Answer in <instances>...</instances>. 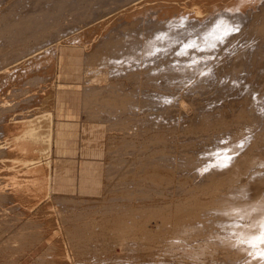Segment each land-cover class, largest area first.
Instances as JSON below:
<instances>
[{
	"label": "bare ground",
	"instance_id": "obj_1",
	"mask_svg": "<svg viewBox=\"0 0 264 264\" xmlns=\"http://www.w3.org/2000/svg\"><path fill=\"white\" fill-rule=\"evenodd\" d=\"M21 1H23V0H21ZM112 1L113 0H33V2L31 1V3H30L31 5L29 4L28 7H25L24 10H21L22 12H20V9H22L24 7H21V8L19 7L18 2H20V0L18 2H16L17 3V8L15 7L16 9L15 8L13 9V7L7 6L8 4L10 5V3L6 4L4 7H3V5H1L2 7H0V8L1 9L3 8V10H1L2 14L0 13V62L1 61L6 62L5 67L9 66V68L11 65H14V66H15V64L18 65V63H21L22 61L24 63L25 60L24 59L19 60L17 58V56L19 57V55H23L27 51L29 52L30 51L29 49L32 48V46L29 48L28 46L24 45L26 39L30 40V39H28L29 36L31 38H33V37H35L36 34L40 35V33L37 31L41 27L45 26L48 23H53L51 25H56V24H54V21H56V19L59 18L65 12L66 13L67 12H70V13L82 12V14L81 13L78 14V15H82L79 18L81 21V17L84 18V16H83L84 11L89 10V9L92 10L93 8L96 9L98 7L99 8L104 7L101 10L98 8L100 11H102L103 9H105L106 6H108V5L110 6L109 3H111ZM115 1L116 2L120 1L122 4L123 0H115ZM145 1H149V0H144V2ZM160 1L161 0H150L149 2H147V4H143V6L145 5V7L141 8V9L146 10L145 8L147 7L148 10H147V12L144 11V12L138 14L142 10L140 9L141 10L140 11L137 8V6H136V8L139 11L138 10L136 11L135 8H132L133 5H131V7H130L129 5L131 3L128 0V2L130 4L127 6L134 9L136 11L135 14H138L137 16H134L133 14L135 11L133 10L134 12L132 15H133V17L137 18L136 20L133 19V17L131 18L132 20H135L134 23H131V24L124 23L125 18L124 19H122V18L127 17L126 14L130 15L132 10L129 7H126V9L129 8L128 11L131 10L129 12L130 13L129 14L127 12V10L122 8V6H124V4H123V5H121V8L123 9V12L126 11L127 13L125 12L126 14L125 13L123 14L121 12L122 18H120V20L121 19L123 20L124 25H121L119 29H118V27H115L116 29H114L111 26L108 28V30H105L104 28L111 23V22L110 23L106 22L108 24L105 23L106 25H104V24H103L104 26L102 25L104 28H102L103 33L100 34L101 38H100V36L99 37L94 36L95 38L94 37L91 38V36H88V35L86 36L85 39L89 41L88 42L89 45H88V47L86 46V50H85V58H84L85 59V63H84L85 75H86V77H88L90 75V84H92V86L90 85L89 86L90 88L87 87L89 84L88 83L89 79L86 78L88 82L85 79L86 87H84V94L86 97H89V98H87L84 101L85 102L84 107L89 105L91 114L93 111V110H91L92 107H96V109L98 108L99 111L101 109H103V107H107L108 110L110 107H112L115 110L114 112L116 114L120 110L123 112L130 111L131 107H132V110H134V111H135V109L136 110L137 109L143 110V107H149L147 110H149L151 108V110H149V111H152V108L157 104L156 100H159V99L161 100L164 98L158 96V95H160L159 91L157 92V94H152V92L144 93L143 90H146V89L141 88V87H143V86H141V84L144 83L143 81L152 83L153 80H157L158 78L160 79V77H161L162 81L161 80L160 81L162 83L164 80L163 85L161 83L162 91L165 88H166L165 91H169L171 89V88H169V86L173 81H174V84H176L178 86L181 84L180 87L182 85L185 87L184 83L187 80H188L187 81L188 83L192 82L190 80H193L192 77L195 74V70H197V72H196L197 74H201L200 76H202V72L204 71V69L202 68L203 60H205L207 58V60H205L206 62L204 61V65H203V67H204L205 63L208 64V61L210 60L209 55L211 54V52L214 54L215 49L217 51L221 44H225V45H226V43L232 44L236 41V39L241 38V40H243V42L245 41V43H246L245 46H243V47L241 46L242 48H240L237 44V46L235 45V47L233 49L231 48L230 49L231 53L236 52V54L234 56L232 54H230V56L232 55V57H230L229 55L226 56L223 54L225 57L222 58V56H221L220 62L218 61V63L219 64L221 63V65L218 66L217 65L218 63L217 64L215 63V66L217 65L218 68H217V66H216V68H214V64L209 66V64H211V63H209L208 64L209 67L207 68L208 73L205 76L203 74V76L200 78L197 77L196 78L197 80L192 82L193 84H191L190 86L188 84L189 87H186V88H188V90L186 89L187 90L186 96L185 97L181 96L182 100H183V98L187 100V104H189V105H190V103L195 104V108L193 105L194 109L191 108V105H190V108L193 109V111L195 109L202 110L204 108V106L201 105V100H199V96L201 97V96L205 95L206 97L200 98L203 100L204 98L208 99L207 95L208 96L211 95L213 99H216L218 101V103L220 101L221 106L218 105V107L216 106L217 103L215 105L216 100H214V103L211 101L216 107L215 108L213 107V110H212V107H210L211 114H209L210 112L208 111L209 112L208 113V120H210L209 121L210 123L207 122V125L204 124V122L207 120L206 116H205L206 120L204 122L202 121L204 115H207L206 114L207 112L204 111L203 112L204 115L201 116L202 112L199 110L200 111L199 113L201 116V119H200L199 113L196 110L195 111L197 113H195V115L191 114V113L186 114L184 111L179 109V107L175 108L174 104H172L173 106L172 107L170 106V108H168L166 110H161L162 112H161V114H159V118L163 117V118H161L160 121H162L164 125L166 124L167 119L169 120V118H171L170 120H172V117H170V116H173L174 114L172 115V113H174V111H176L177 109H179V113H181V111H182V114L185 115V117H183L184 115H182L180 117L179 116L180 114H179L178 116L180 118L177 116L179 118V120H181V118L183 117L185 119V122L186 121L190 122L193 127L195 125H197L196 123L200 119V123H198V125L201 127V130L198 131V133L196 131V134H197L196 136H197V138L199 137V140L198 139L196 141L192 140L193 143L194 142L197 143V141H200V144H201V140L203 138H204V142H205L206 135L209 133H207L206 131L205 132L202 131L203 128L206 129L207 131L210 128H212V129H217V128L220 129L219 127L225 128L223 131L221 128L220 131L222 133H224V131L227 132V134L229 135V137H227L228 142H229V139L230 140H231V138H233V139L231 140V142L229 144L225 145L227 143V141H226V143L221 146V145L216 143V141L218 140L219 137L217 138L215 136V134L210 135V137H209V135H207L209 139H206V140L211 139V141H214V143L212 142L213 147L212 148L210 147L212 145V143L209 142L210 145L208 147H210L211 149H209V150L207 149L208 151H206L204 148V150L206 152H208L209 154H207L205 156L204 155L205 153H204V154H202V156H200L199 159H201L200 160L201 164H203V163L204 164L208 163V164L205 165V167L203 166V168H201L202 166H200V169H198V171H195L194 174H193L194 170L192 171V168L194 169L196 164L194 163V165L190 166L191 163L193 164L194 158L192 157V160H191L189 157V159H190L189 160L186 157V155L183 154L185 157V159H184L185 161H184L183 159H181L182 155L181 156L179 155L180 159L186 163V166L187 165L189 166L188 169H191V172H192V174L191 173H189V175L186 174L189 176V178L191 177V179H190L191 183L193 182L191 184V186L195 185V188L194 187L192 189L190 188V192H192L191 190H193V189H195L196 192L199 191V189H200V192H202V196L200 197V199L198 198L197 200H195V197L192 198V196H194V194L192 195V193H191L190 194V195H192L191 197L189 195H186L185 197H181L179 199V201L176 200L177 203H175V204H174V201L173 202L170 201L171 203H169V204L166 203L165 206L155 205L156 207L155 206L151 207L153 209H151L149 207L150 208L149 210H151V211H149L150 215L148 217H146L144 215V214H147L148 210L144 208V203L142 201L144 209L142 210V208H141L140 210H138L139 213L141 212L140 213L141 215L139 214V216H137L136 214L132 213L133 211L131 212V216L136 215L134 217L137 218V221H135L130 216H128V217L125 216V214L126 215L128 214L125 211H124V213H125L124 215L119 214V216L117 215V216L112 217V215L114 214V213L112 214V211H114L118 207V205H116L118 203H111L113 201L112 199H113L114 195L110 194L111 195V197L109 196L110 198L106 195L109 198L108 201L112 200L109 203L114 204L115 208H113L114 207L113 206L112 207L113 210L111 211L112 205L109 206V203H107L108 206H106L107 205L106 204L105 205L106 207L102 208V210L104 212L105 211L104 209L109 207L108 209L111 212L110 211H108V212H109V214H111L110 215L111 217H108L105 219H103V217H100V220L103 219L102 222L100 224H98L100 227V230L97 227L98 225L96 226V229L98 228L99 233L98 232L95 233L92 231V230H96L95 228L94 229L92 228L90 231V229H89L90 227L88 228L87 232H82V230L84 231V228H85V227L83 228L82 226H81V228H83V229L81 231H78L77 229H74V228H78L77 225H76L77 227L76 226L75 227L73 226L74 228L72 227L73 231H74L73 233H75V232L79 233L77 236L83 235L84 237L86 235H89V239H93V244H94V242L98 243L101 241L99 239V236L100 235L103 236L105 231L110 233L111 238L113 237L112 235L116 236L117 238L120 237L123 240V246L126 243L125 241H128L130 239L134 240V241H136V239L139 240V241H136V242H140V245H139L140 249L137 246V251H139L138 252L139 255H137V251L135 250L137 256L135 254L134 255L136 256V258L133 256H132L133 259L129 258V257H131L130 252L134 253L135 251L133 250V248H130V249L128 248L129 250L127 253V250L125 247V250H126L125 252L127 254L130 253L129 257L125 258V260H126L125 262L123 259H122L123 262L119 261L121 259L119 257L120 255L117 256L116 254H114L115 252H113V251H112V254L110 255V253L108 252L109 251L108 248L105 247V249H107L105 251V253L108 252L109 256H107V254H106V258L105 257H103V258H105V260H107V261H102L103 259L100 260V259H97V257H94V259L96 258V260H98V262L96 261L95 264H130L131 260L133 262H135L136 264H146L147 261H145V260L147 258L152 259L154 264H264V0H175L177 3H172V5H170V8H168V5H167V8H165V4L163 3V1H161L162 3ZM138 2L136 4L140 5L141 2H139V3ZM3 3H4V1H3ZM13 3L16 4L15 1ZM24 3H25V1H23V3L21 2L20 6H23ZM27 3H29V2H27ZM27 3L25 5H28ZM123 3H124V1H123ZM11 5H13V4H11ZM114 5H115V3H114ZM119 6H120V4H119ZM143 6L141 5L140 7H143ZM121 8H119V9H121ZM15 10H16V12H15ZM106 10H103V11H106ZM115 10H117V9H115ZM92 11H90V12H92ZM90 12L86 11L87 15H89V17L87 16L89 19H90V14H88V13H90ZM95 12L98 13L97 11H95ZM86 13H85V15H86ZM41 15H42V18H41ZM118 15H120V14H118ZM118 15H117V18H118ZM123 15H125V16H123ZM174 15H176L177 17H181L182 19H180V18L177 20H175L176 18L172 19V17H175ZM46 16H48V17H46ZM97 16H98V14H97ZM87 17L85 19H88ZM155 17L158 18L157 20H159L160 17H162V18L166 17V19H169V20L172 19L173 21L171 20L172 22L170 21L171 23L168 24L164 18L165 23L168 24V26H167L163 21V24L166 25V27L164 28L163 24H161L162 26H160L162 19L159 20L158 22H153L152 19H154ZM69 18H71V17H69ZM83 18H82V20H85ZM97 18H100V15ZM109 18L111 20V18H113V17L111 16ZM114 18H115V15H114ZM117 18H116V20H117ZM128 18H129V16H128ZM203 18L207 19V20L209 19V22L206 23L205 25H200L203 23V22H200ZM89 19H88V21H89ZM103 19H104V17H103ZM95 20H97V19L95 18ZM104 20L107 21V18ZM104 20H102V22ZM116 20H112V22L113 21L116 22ZM127 20L129 22H133V21H130V19H126V22H127ZM72 21H73V18H72ZM74 21L76 22V20H74ZM98 21H99V19H98ZM151 22H153V23H151ZM98 23H101V21ZM151 24L152 25L156 24L157 27L159 26L157 28L156 25H153L156 28V30L159 29V30H157L158 32L153 33L154 27ZM60 26H62V25H60ZM196 26H199L201 28L199 29L197 27L198 29L196 28L197 29L196 30L195 29ZM96 27H97L98 33H99L101 31V30L99 31V29H101L100 24L96 25ZM43 28H45V27H43ZM73 28L77 29V27L75 25ZM73 28H70V30L71 29L73 30ZM89 28L90 27H87V31ZM111 28H112V30L114 29V31H112V30L110 31L109 29H111ZM160 28L161 29L164 28L167 31L164 29L162 31ZM56 29H59V28H56ZM66 29L68 30V28H66ZM82 29L83 30H81L80 27H78V30H81L80 31L81 33H82V31H85L83 27H82ZM85 29H86V27H85ZM103 29H104V31H103ZM106 29H107V27H106ZM92 30H94V28ZM150 30H152L151 31L152 33L150 32ZM169 30H171V32H169L170 34L167 33ZM192 31H194L193 34H192ZM51 32H53V31H51ZM57 32L59 33V31H57ZM93 32H95L97 34L96 28H95V31H93ZM43 33H44V31H43ZM53 33H52V37H53ZM77 33L79 34V32H77ZM87 33H90V32H86V34ZM182 33H184V39H185V34H189L186 41H184V43L182 41V40H184ZM164 34H165V36H164ZM179 34H180V39H182L180 41L182 42V45L184 47L183 50H185V49L189 50V48L193 47L194 45H196L199 49L200 44L202 47V48L200 47L201 48L200 50H202L203 46H204L203 42H204V40L206 41V46H204V50L207 51L208 53H206L203 50L204 52L201 51L202 53L199 54L195 50L196 47L195 48L193 47L194 51H191L192 50L191 49L190 52L188 51L187 53L183 52L182 49H180V51H179V52H181V50H182V54L183 53L187 54L188 58H189V54L192 57V55L194 53V55H193L194 58H195L196 53L199 54V57H198L199 63L202 62L201 63L202 64L201 65V68H202L201 73H198V71H200L199 70L200 64H198V67H196L197 65L195 66V64H193L194 63L193 62L192 65H194L195 67H193V69H192V68H190L189 64H186L187 59L185 58V55L182 56V54L177 53V51L179 50V46H178L177 42H176V46L178 48L177 47L176 48L178 50H176V48L174 47L176 51L173 49H172V51L174 54L177 53L176 55L179 59H183L182 61H178V64L172 65V61H171V65H170L169 64L170 61H169L167 63L169 65H166V62H165L166 66L164 65L165 67H163V64L160 65V62H162L163 60L160 61L159 60L160 58H158L159 64H156L155 69L157 70V65H160L163 68L161 67L162 68L161 72L157 73V74H156L154 69L152 70L155 72L156 77L153 74H149L152 72H150L151 70L148 68L147 69L150 71H149V73H147L148 70L146 69L147 74H145L142 70L141 71L143 73L142 72H138L135 74L133 73L134 75L131 73L132 70H130V69H132V67H133V71H135L136 67L137 68L140 66L144 67L145 63L147 65L148 62L150 63L149 66H151V65L153 66V63H154L153 60L155 58V55H157V52H158V54H160L161 58H163L164 57L163 55H165V59L167 60V56H169L170 53L172 52V51H170V48H173L172 45H170V46H168V45L175 42V39L177 40V37L179 36ZM45 35L46 34H44L43 36H45ZM68 35L66 37L70 38V36H68ZM72 35L75 36V34H72ZM82 35H83V33H82ZM89 35H93L92 31H91V34H89ZM48 36L49 35H47V37ZM52 37H51V39H52ZM63 37H65V35ZM71 37H73V36H71ZM164 37L167 38V40H170L171 43L167 44V41H166V44L164 45V43H163V45H164L163 46L161 41H162V39H164ZM42 38L43 37H41V39ZM44 38L47 39L46 37H44ZM44 38L42 39L43 44H44ZM60 38H61V36H60ZM156 38L160 39V40L158 41ZM199 38H201V39L203 38L202 43H201V39L199 41ZM39 39H40V37H37V39H33V40L38 41ZM41 39L37 42L38 44H42V42L40 43ZM66 39L63 38L64 43H65ZM52 40H54V38ZM61 40H62V38H61ZM61 40H59V41H61ZM63 40L61 41L62 43H63ZM72 41H73V39H71V43H73V44L75 43L74 41L78 42L77 39H75V37H74V41L73 42ZM47 42H49L48 46L46 44L45 45L46 47H44V48L48 47L47 49H44V50L42 49L44 45L42 46V48L39 47L40 48L39 55H40V57L43 56V57H41L42 63L40 61L37 62V60H36V58L38 57L37 56L38 52H37V53H33L34 57L36 56V58H35L36 61L34 60L33 62H29L30 60H28L26 65H24V64L20 65L19 64L20 65V66H18L19 68L18 67H17L18 69L15 68V69H17V71L12 67L13 68L12 71L15 70L16 72L14 71V73H12L11 69L9 70V68H8V70L11 71L10 73H8L7 70L4 72L5 74H3V72L0 71L2 73V75L0 76L1 88H2V86L5 88L7 86V85L4 86L6 83L8 84V86H11V84H13V85L17 84L18 87L20 84L21 88H22L24 84H26L28 86V85H30V83L38 82L39 80L41 81L42 77H43L44 81L48 79L47 75L49 74V76H50V73L52 72V70H54V68L57 67L58 62H57V57H56L57 55L55 56V54L57 53L56 52L57 47H54L57 43L53 42L55 44V45L53 44L54 49H51V48H49L51 46V45L49 46V44H52L50 39H47ZM56 42H58V41H56ZM129 42H130V46H129L130 49H127L128 50L127 53H130L129 54L130 56L128 54H126L129 56V58H128V57H126V55H124L125 52L121 53V51H119V49L121 50L122 48H124L126 46V44H128ZM159 42L162 46L159 44ZM181 42H180V45H181ZM17 43H20V45H22L23 48L14 52L13 48H14V46L17 45ZM32 43H34V45H36L35 44L36 42H32ZM68 43H69V41H68ZM68 43H67V45H68ZM173 44H175V43H173ZM202 44H203V46H202ZM165 46H166V50L168 52H170L168 55H167L166 50H165L166 54H165V52H163V50L165 49ZM228 46H229V44H228ZM134 47L136 48L137 51H140L138 53V55L135 53H133V55H131V53H132L131 51L133 50ZM137 47H138V49H137ZM160 47L161 48L164 47V49L162 48L163 50L161 51V53H159L160 52L159 49H161ZM167 47H170V48H167ZM221 47H222V45H221ZM39 48H37V49H39ZM116 49H118V51L122 55L119 57L120 54L118 53V57L120 59V62L123 61V63H124V64L120 63V64H122L121 66L124 65L123 66L124 69H122L123 67L122 68L120 67L121 69H119L116 66L113 67V64H112L113 69L117 68L116 71L114 70L115 71V75H114V72L111 70L112 67H110V58H111L112 54H114ZM227 49H228V47H227ZM31 50L35 51V50H33V48ZM209 50H211V51H209ZM36 51H38V50H36ZM41 51H45L46 53H43ZM213 54H211V55H213ZM15 56L21 62H19L17 60L18 63L17 62L14 63L15 58H14V62H13V60H10L11 58H13ZM181 56H182V58H181ZM40 57L38 58L39 60H40ZM118 57H117V62H118L117 65L120 66ZM132 57H133V59H132ZM157 57H159V55H157ZM20 58H21V56H20ZM28 58L31 59L30 56ZM121 58H122V60H121ZM124 58H126V59L128 58L129 63L131 62V64H132V65L130 64L131 66L129 65L128 70L125 69V67L128 64V62H127L128 59H127V61H125ZM130 58L132 59L133 63H132ZM198 58L196 57L197 60H198ZM211 58H212V56H211ZM43 59H44V61H42ZM84 59H83V62H84ZM171 59H172V56H171ZM174 59H175L174 60L175 62L174 61L173 62L176 63V60H177L176 57ZM191 59H193V57ZM9 60H10V62L12 61L11 65H10ZM200 60H202V61H200ZM4 62H2V63H4ZM7 62H9L8 66H7ZM195 62H196V60H195ZM213 63H214V61H213ZM1 65L3 66V64H0V67H1ZM149 66H147V67H149ZM211 66H213V68H210ZM137 68H136V72H137ZM144 68H146V67H144ZM161 68H159V69H161ZM197 68H199V69H197ZM1 69L4 71V68H1ZM48 69L51 70L50 73H49ZM47 70H48V74H47V72H45ZM123 70H125V71L127 70V72L130 70L131 71L130 72V78H131L130 80L133 83L138 84V86L135 87V89L133 91L132 90H126V89H122L123 91L122 90L120 91V89L116 88L118 83H116L117 85L115 84L116 86H114L113 82L112 83L110 82L107 84L108 76L110 75V77H111V74H112V77H113V75H114V77L116 75L118 77H124ZM157 71L159 72V70H157ZM44 72L46 73V79H44V75H45ZM43 73H44V75H43ZM237 73L243 74V75L240 76ZM51 75H52V73H51ZM144 75H145V77H143ZM13 76H15L16 79ZM13 78H14V82H11ZM49 78H51V77H49ZM124 78H127V77H124ZM51 80H53V78ZM93 80L95 82L94 84L92 82ZM222 80H224V81L222 82ZM98 81H99V83H98ZM160 81L159 82L156 81V82L159 84ZM187 82L185 84H187ZM221 82H222V84H221ZM42 83H44V82H42ZM95 84H98V85L100 84V85L97 86ZM174 84L172 86V89H174V90H175V88L178 89V87L175 86ZM13 85H12V87H13ZM119 85H120V83H119ZM163 86L164 87L166 86V87L164 88ZM37 87H38V85H37ZM1 88H0V90H2ZM168 88H169V90H167ZM12 89H14V87ZM40 90H42V89H40ZM43 90L41 92H43ZM7 91H9V90H7ZM153 91L156 92L157 90H153ZM165 91H163V93L168 95V92L166 93ZM185 93H186V91H185ZM4 94H6V93H4ZM37 94H39V93H37ZM165 94H164V96H165ZM253 95H254V98H252ZM19 96H21V95H19ZM179 96H180V94H179ZM179 96H178V98H181ZM211 96H209V97H211ZM41 97H43V96H41ZM30 98H32V97H30ZM26 99L28 102V98H26ZM170 99H172V97ZM21 100H22L21 104H17V103L16 104L20 105V106H22V105L25 106L26 101L24 102V99H22V98H21ZM34 100L35 99H32V101L31 100H29V101H31L34 105L35 104ZM166 100L167 99H165L164 102L162 100L163 106H164L165 102L167 103ZM175 101H176V99H175ZM208 101L210 103V98ZM0 102H1V98H0ZM31 102H29L30 105L32 104ZM170 102L171 101L169 100V103ZM179 102H180V100H179ZM41 103H43V102L42 101L40 102V100H39L40 105H38V101L36 104H37V106L41 107ZM187 104H186V106H187ZM202 104H203V101H202ZM204 104L206 105V100H205ZM27 105H29V104H27ZM177 105H178V103H177ZM177 105H176V107H177ZM196 105H197V107H196ZM29 106H27V107H29ZM211 106H213V105L211 104ZM30 107H32V106H30ZM167 107H168V104H167ZM174 108L176 110H174ZM206 108H207V106H206ZM247 108H249V110ZM1 109L3 110V108H1ZM4 109H5V106H4ZM28 109H30V108H28ZM154 109L156 110V107ZM157 109H159V108H157ZM188 109H189V107H188ZM37 112L39 113L41 111L38 110V111H36V114H34V113L33 114L31 113L28 115L25 114L22 117H20L21 123H18L20 126H18L17 129L20 130V127L24 128V126L28 123L27 128L28 129H30V128L35 129L34 133L36 135H38L40 137V139L45 138L47 145H48L47 150H50L52 136H53V129L51 128L52 125L50 126L52 119H50V116H49L50 114L48 112L46 115H44L43 112H42L43 115L42 114L38 115ZM96 112H97V110H96ZM190 112H191V110H190ZM12 113L14 115H16L19 112H17V113L12 112ZM23 113H24V111H23ZM2 114H0V119H2V121H3L4 117H1ZM7 114L10 115V112ZM216 114L218 116H214ZM112 115H113V113H112ZM51 116H53L52 113H51ZM151 117H152V114H151ZM175 118H176V116H175ZM175 118L173 121H174V123L176 122V124H177V121H175ZM178 118H177V120H178ZM183 118H182V120H184ZM144 119L145 118L140 119L139 122H137V123L141 127L145 128L147 125L150 124V121H149V123L147 121V123H148L147 124ZM147 119H148V117H147ZM151 119L152 120L154 119V121H155L156 117L151 118ZM163 119H166V121L164 120L165 121L164 122ZM5 120H6V116H5ZM6 121H3V122H6ZM10 121H12V119H10ZM10 121H7V123ZM154 121H153V123H154ZM158 122L159 121L157 120V123ZM169 122H171V124L174 126L172 121H169ZM169 122L167 123V126L168 125L170 126ZM133 123L135 124L134 121L129 119V120H126L125 123L122 122L121 123L122 125L120 123L119 124L121 125L122 129H124V128L129 127V125L131 126V124L133 125ZM153 123L151 122V125ZM157 123H156V126H157ZM181 124L182 123H180V125ZM153 125H155V123ZM180 125L178 124V126H180ZM7 126H1V128H3V131H1L2 133L0 132L1 138H2L1 134L5 138V137H8V132L11 131L12 128H13V130L16 129L15 128L16 126L12 127V128H9ZM189 127H190V124H189ZM151 128H152V126H151ZM194 128L195 129L191 130L190 132L198 129L196 126ZM187 129H188V127H187ZM190 129H192V127L189 128L188 130H190ZM145 130H147V129L145 128L143 132H145ZM173 130H175V129L173 128ZM245 130H247L249 132L248 133L244 132ZM16 131H18V130H16ZM22 131H23V134H22ZM22 131L21 132L18 131V134H16L15 132L14 133L10 132L13 135V137H16L17 140H20V144H21L22 148L18 147L19 146L18 143L13 144L8 148L16 147L18 149H23V148H25V146L28 145L27 139L30 138L31 135L30 134H28L27 136L25 135L27 132L25 128H24V130L22 129ZM126 132L127 131L125 130V133ZM214 132H215V130H214ZM218 132H219V130H218ZM136 133H138V132H136ZM193 133H195V132H193ZM237 133H239L238 136H240V135L241 136L238 138H234V135ZM246 133H247V135H246ZM122 134H123V131H122ZM126 134H128V133H126ZM210 134H211V132H210ZM219 134L221 136V133H219ZM224 135H225V133H224ZM193 138H196V137L194 136ZM221 138L222 137H220V140H221ZM24 140H26V141H24ZM161 141H159V143H161ZM190 141H188V142H190ZM221 141H224V140H221ZM168 142H170V141H168ZM217 142H219V140ZM155 143L157 145H159V143H157V141ZM162 143H163V141H162ZM185 143L191 144L192 142H190V143L185 142ZM188 146H187V148H189ZM123 148H125V147L123 146ZM197 150L199 151L200 149L197 148L196 151ZM187 151H189V150L187 149ZM22 152H25V151L22 150ZM143 152H145V151H143ZM166 152H168V151L166 150ZM201 152L203 153V150ZM189 153H186V154H189ZM199 153L197 154V152H196V155L191 154V156L194 155V157L196 158V156H199ZM177 154H179V153H177ZM153 155L156 156L155 154H153ZM200 155H201V153H200ZM168 157H169V154L168 155L167 154H161L160 156H156V157L151 156V157H147L146 159L144 157L143 160H142V158H140L139 161H141V162L139 163L138 167L140 168L142 173H144V171H147V172H145L148 174L146 177L148 179H150V181H154L155 183H165V181H166V183H167V181H169V183L171 182V184H169V183L167 184V188H169V190L166 188L169 192L171 185H173L172 175L174 173H172V172L174 170V167L177 168V166L171 167V165L173 164L172 163L173 160L171 159L172 162L168 161ZM172 158H173V156H172ZM174 158H176V157H174ZM177 159H179V158H177ZM195 161H197V165H198L199 164L198 160H195ZM127 163H129V161ZM180 163L181 162H179V166H181ZM182 165H184V163H182ZM31 166H32L31 171H34V172H38L40 170V168L42 167L40 165V163H34ZM190 167H192V168H190ZM181 168H182V166H181ZM181 168H180V171H182ZM223 168H224V170H223ZM186 169H187V167H186ZM195 169H196V167H195ZM183 170H185V168H183ZM250 170H251L250 179L248 178V180H247L244 178L245 181L242 180V181H240V184H238V180H239L238 178H240V175L242 176L245 172L244 176H242V177H245L247 174L246 172L250 171ZM186 171H183V173L184 172L186 173ZM111 172H112V170H111ZM178 172H179V167H178ZM136 173H137V171H136ZM183 175L186 176L185 174H183ZM176 176L178 177V174H176ZM188 176H187V179H188ZM179 177H181V176H179ZM170 178H171V181H170ZM173 178L176 180L175 176ZM34 180L36 181L37 178L35 177ZM45 180H46L45 186H42L43 187L42 194L45 197L46 196L49 197V195L53 191L52 172L48 173ZM182 181H181V184H179V185H181V187L183 185L186 187V183H185L186 179H185L184 183H182ZM32 182L33 183L31 186L33 187V185H35L38 181L35 183H34V181H32ZM176 185H177V183H176ZM176 185H173V186H176ZM179 185L177 187L171 188V191H172V189L173 190L175 189L173 191V192H175L174 196L179 195V194L180 195L184 194V192H182V191L185 190V187L183 186L184 189L182 188V190H181V187ZM36 186H37V184H36ZM164 187H165V185H164ZM178 187L180 188L181 191H179L180 193L176 194L177 191L179 190ZM36 188H40V186H37ZM176 188H178L177 191H176ZM163 189L166 191L165 188H163ZM32 190H34V189L32 188ZM40 190L38 189L39 192H40ZM20 191H21V189H20ZM36 193H38V192H36ZM126 193H127V191H126ZM131 193H132L131 195H134V192H131ZM188 193H189V189H188L187 194ZM193 193H195V192H193ZM26 194L28 195L29 193L26 192ZM32 194H34V192H32ZM127 194H128V196L130 195L129 192ZM127 194H122V196L129 198V197H127ZM197 194H199V193H197ZM146 195L143 194V197ZM171 195H173V194H171ZM134 196L133 197L130 196V197L134 198ZM50 197H51V195H50ZM117 198L114 201H117V200H118V202L122 201L120 199L121 196L118 199ZM158 198L160 199L161 197H158ZM129 200H131V199L129 198L128 202H129ZM152 200L153 199H151V201ZM161 200H162V198H161ZM131 202H132V200H131ZM135 202L137 203V200L134 201V203ZM61 203H63V202H61ZM138 203H140V202H138ZM63 204H65V203H63ZM81 204H82V202H81ZM95 204L99 205L98 203H95ZM123 204H122V206H123ZM129 204L127 203V206ZM145 204H146V202H145ZM68 205H70V204H68ZM84 205H86V204L84 203ZM89 205L91 206L90 203H89ZM89 205H87V207ZM94 205H93V207H94ZM138 205L139 204H137V206ZM131 206H132V204H131ZM71 207H73V206H71ZM139 207H142V206H139ZM95 208H97V207H94V209ZM119 208L120 209L123 208V207H121V202L119 204ZM119 208H117V209L120 210ZM126 208H128V207H126ZM129 209H130V207L128 208V210ZM133 209H134V206H133ZM97 210H99V208ZM116 210H115V212H116ZM166 210H167V212H165ZM120 211H119L120 213H123L122 210H120ZM119 212H117V213H119ZM117 213H115V215ZM99 216H101V214H99ZM142 217H143V219H142ZM149 217L158 222L157 223L158 228H156L157 225H156V227L153 226L154 228H149L147 226L149 223L146 224L147 221L145 219L149 218ZM78 218H80V217H78ZM78 218H77V220H79ZM138 218L141 221L139 220V222H138ZM82 219L83 218H80L81 221H82ZM84 219H85V216H84ZM152 219H150V221ZM100 220H98V221H100ZM27 222H26L25 227L28 226L27 224L33 223L32 221H31L32 223H29V222L27 223ZM23 224H25V223H23ZM48 224H50V222ZM48 224H47V226L50 227L51 224L50 225H48ZM74 224H76V223L74 222ZM85 224L86 223H84V226H85ZM87 227L88 226L86 225V228ZM72 228H71V230H72ZM22 231H23V229H22ZM60 232H62V230ZM138 233H140V237L138 236ZM21 234H23V233H21ZM66 234L69 235L68 233H66ZM105 234H106L105 236L108 237V239H109L110 237L107 236V233H105ZM71 235H70V239L73 237V235H72V237H71ZM55 236H56V233H55ZM106 237L101 238V239H103L102 242L104 241V239L105 240L107 239ZM74 238L76 239V235L74 236ZM86 238H87V236H86ZM56 239L57 240H54V241L50 240V238L46 239V241H48L49 251L52 250L51 252H54V253H56V251H53L55 249L58 250V252L60 251L59 248H57L60 245V243H59L60 241H58L59 237H56ZM70 239H69V241H70ZM89 239L88 240L83 239V242H84V240L89 241ZM77 240H78V238H77ZM109 240H111V239H109ZM115 240L114 241L112 240V241L115 242ZM71 241L73 242V240H71ZM134 241H133V244L135 243ZM80 242H81V240L77 244H79ZM90 242H91V240H90ZM102 242H100V244H102ZM111 242L109 241V243H111ZM118 242L121 243L122 241L119 240ZM118 242L117 243L115 242V245H114V243H112V245L114 247L115 246H121L120 244L118 245ZM65 243H67V242H65ZM74 243H76V242H74ZM103 245H105V241H104ZM126 245H128V247H129V243H126L125 246ZM130 246H131V243H130ZM62 247L60 246V248H62ZM96 247H94V245H93V248H96ZM120 248H122V247H120ZM73 249H74V247H73ZM101 252H102V250H101ZM80 253H82V252L80 251ZM92 254H94V253H92ZM127 254H125V255H127ZM48 255H50V254H48ZM55 255H54V257H55ZM57 256L55 258H57ZM64 256H66V255H64ZM85 256H86V253H85ZM99 256H100V254H99ZM59 257L62 258V256H59ZM69 257H71V256L69 255ZM68 259L70 260L69 263H72L71 262L72 259L71 258H68ZM88 259H89V257H88ZM54 260H58V259H54ZM82 260H83V258H82ZM85 260H87V259H85ZM88 261H84V260L81 261V259H80V262H85V263L90 264V262H88ZM94 261L95 260H93V262ZM101 261H102V263H101ZM133 262H132V264H133ZM53 263L60 264V263H62V260H61V262H58V263L53 262ZM63 263H65V262H63ZM78 263H79V261H78ZM150 263H151V261H150Z\"/></svg>",
	"mask_w": 264,
	"mask_h": 264
},
{
	"label": "rangeland",
	"instance_id": "obj_2",
	"mask_svg": "<svg viewBox=\"0 0 264 264\" xmlns=\"http://www.w3.org/2000/svg\"><path fill=\"white\" fill-rule=\"evenodd\" d=\"M3 1H4V3H3ZM14 1L16 3L19 0L18 1L17 0H2V1L0 0V7H2L1 5H3V7H4L6 4L10 3V5L11 4H13V5L10 6L8 4L7 6L13 7V9L15 7L17 8V3L14 4L13 3ZM23 1H25L24 5L27 2H29V3H27L28 5H25L24 6L22 4L23 6H20L21 5L20 3L21 2L23 3ZM23 1L20 0V2H18L19 3L18 5H19L20 8L21 7H24L22 9L19 8L20 9V12H22L21 10H24L25 7H28L29 4L31 3V1L33 2V0H23ZM123 1H124V3H123ZM123 1H122V4H121L120 1H119L120 2L119 3V2H116L115 0H113L111 3H109L110 6L108 5V6L105 7V9H103V10H106L107 9L106 11H103V10L100 11L104 7H101V8L98 7L100 10L98 8H96V9L93 8L92 9L93 11L90 10V9L89 10H86L85 9L87 12L92 11V12L88 13V14H90V19L88 18L89 15H87L86 11H84L86 13V15L83 12L84 18L81 17V21H80L79 18L82 15H78V14H80V13L82 14V12H80V13H77V12L76 13L75 12L74 13H70V12H67L66 13L65 12L59 18H57L56 21H54V24H56V25H51L53 23H48L45 26H43L45 28L41 27L37 31V32L40 33L41 36L39 34H36L35 33L36 34L35 37L31 38L29 36L30 38L28 37V39H30V40H27L26 39L24 45L25 46H28L29 48L32 46L33 50H35V51H32L31 50L32 48H31V49H29L30 50L29 52L27 51L23 55H19V57L17 56V58L19 60L24 59L25 60L24 63H23V61L22 62L19 61L16 58V56L13 57V58H11L10 60H13V62H14V58H15V62L14 63H16V62L18 63V61L21 62V63H18V65H16V64H15V66L14 65H11L12 64V61L10 62V60H9L10 65H11L10 68H9V66H8V63L9 62H7V66L8 67H5L6 62H4V61H1L0 62V64H3V66L1 65V67H0V71L3 72V74H5L4 72L6 70H7L8 73H10L13 68L15 69V68H17L18 66H20L22 64L26 65L28 60H30L29 62H33L35 60V58H36V56L34 57L33 53H37L38 52V55H37L38 57L36 58V60H37V62H39V61L41 62V57H43V56L40 57V55H39L40 48H42L43 45H44L43 48H42L43 50L48 48V47L47 48H44V47H46L45 46L46 44L48 46V43L49 42H47V39H50V41L52 43V44H49V46L50 45L52 46V47L50 46L49 48L54 49V47H57V49H56L57 50L56 51L57 53L55 54V56L57 55L56 56L57 57V62H58L57 63V67L54 68V70H52V72H51L52 75L50 73L51 70L48 69L49 70V73H50V76L48 74V70L45 71L48 74L47 75V77H48L47 80L44 81L43 80V77H42L41 81L39 80L38 82L30 83V85H28V86L26 84H24L22 88H21V85L20 84H19V87H18L17 84L16 85L11 84V86H8L7 83L4 85V86L7 85L5 88L3 86L1 88V86H0V88L2 89V90H0L1 91L0 92V96L2 95L0 97L1 98V102H0V111L1 112H0V114L3 113L1 115V117H4L3 118V121H6V120L7 121H10V119H12V121H10L8 123H7V121L6 122H3L2 119H0V122H1L0 123V132L3 131V128H1V126H7L8 125L7 127H9V128H12V127H15L16 126L15 127L16 129L14 128L15 130H13V128H12L11 131L8 132V137H5L4 138V136L2 134H1L2 138L0 137V264H55L53 262L58 263V262H61V260H62V263L65 262L63 264H67V263L68 264H84L85 262H80V259H81V261H83V260L84 261H88L89 260L88 262H90V264H95V262L96 261L98 262V260H96V258L94 259V257H97V259H100V260L103 259L102 261H107V260H105L106 254H107V256H109L108 254L110 253V255H111L112 254V251L115 252L114 254H116L117 256L120 255L119 257L121 259L119 261H122V259H123L124 262H125L126 261L125 258L126 257H129V254L130 253H131L130 254L131 257H129V258H132V259H133V257L136 258V256L139 255V253H138L139 251H137V246L140 249V246H139L140 245V242H136V241H139L137 239H136V241L131 240V239L128 240V241H125L126 243H129V247H128V245L125 246L126 243L123 246V240L120 237H119L120 238L119 239L116 236L112 235L113 237L111 238L110 237V233L107 232V231H105V233H107V236H109L110 237L109 239H111V240H109L108 237L105 236L106 234L104 233L103 236L102 235L99 236V239L101 240L100 242H102L103 239H101V238H105L106 237L107 238L106 239L107 241L104 239L105 245H103L104 244V241L102 242V244H100V242H98V243L97 242H94V244H93V239H89V235H86L87 238H86V236L84 237L83 235L77 236L79 233H76V232L73 233L74 232L73 231V228L77 225L78 228H74V229H77L78 231H81L85 227L84 228V231L82 230V232H87V230H88L89 227H90L89 228L90 231H91L92 228L93 229L94 228L96 229V226L98 224H100L103 219L108 218V217H111L110 216L111 214H109V212H108V211H110L108 209L109 207L106 208V209H104L105 210L104 212H103L102 208L108 206L107 203L111 202L112 200L113 201L111 203H118V204H116V205H118V207L116 206L117 208H119L120 202H121V207H123L121 209L119 208L120 210L123 211V213H120L121 211L118 210L117 208H116L117 210L115 209L116 210V212H115V210L112 211L113 208H115V205L109 203V206L112 205L111 206L112 214L114 213L112 215V217L113 216H117V215L119 216V214L120 215H124L125 214L124 211H125L126 213H128L127 215L125 214V216H127V217L130 216L135 221H137V218L134 217V216H136V215L139 216V214L141 212L139 213L138 210H140L141 208H142V210L144 208L148 210L147 211V214H144L146 217H148L150 215V212L149 211H151L149 209L151 207H154L155 205L165 206L166 203L167 204L171 203L170 201H172V202L174 201V204H175V203H177V201H179V199L181 197H185L186 195H189L191 197L193 194H194V196H192V198L195 197V200H197L198 198L200 199V197L202 196V192H200V189L197 192H196L195 189H193L194 191L191 190L192 192H190V188L191 189L193 187L195 188V185L193 184L194 186H191V184L193 182L191 183V180H190L191 177L189 178L188 175H189V173L192 174V172H191V169H188L189 166L188 165L186 166V163L183 162V160L185 159V157H184L183 154H185L188 159L190 157V159L192 160V157H193L194 158L193 159L194 161L195 160H198V162H199L198 165H197V161H195V162L193 161V164L192 163L190 164V166L191 165H194V163L197 165V166L195 165V167H196L197 170L195 169L194 166H193L194 169L192 167H190V168H192V171L194 170L193 171V174H194L195 171H198V169H200V166H202L201 168H203V166L205 167V165L208 164V163L201 164L200 163L201 162L200 161L201 159H199L200 156H202V154L205 153L204 154L205 156L207 154H209L206 151H208L209 149H211L213 147L214 141H211V139L210 140H206V139H209L207 135H209V137H210V135H212V134L214 135L215 134V136L217 138L219 137L218 138L219 142H217L218 141L217 140L216 143L219 144V145H221V146L224 145L226 143V141H227V143L225 145L229 144L231 142V140L233 139V138H231V140L229 139V142H228L227 137H229V135L227 134L226 131H224L225 135H224V133H222L220 131L222 127H219L220 129H218V128L217 129L210 128L208 131L203 128L202 131H204V132L206 131L207 133H209V134L206 133L207 134L206 135V139H205V142L206 143L204 142V138H203L201 140V144H200V141H197V143L194 142L195 143L194 144L193 143L194 140L195 141L197 139L199 140V137L197 138V136H196L197 135L196 134V131L198 133V131L201 130V127L198 125V123H200L201 116L204 115L203 112L204 111L207 112L206 113L207 115H204V117H203L204 120L202 119L203 122L207 119L204 122V124L207 125V122L210 123L209 122L210 120H208V113L211 111L210 107H212V110H213V107L214 108L216 106L218 107V105L221 106V104H220L221 102L219 101V103H218V101L216 99H213L211 95H209L211 97H209L207 95V98L208 99L204 98L203 100L200 99V98H203V97H206V96L205 95H203L201 97L199 96V100H201V105L204 106V108H203L204 110L203 109L202 110L195 109L198 113L200 111L202 112L201 116H200V113H199V118L200 119L196 123L200 128L197 125H195L199 130L196 129L195 131L190 132L191 130L195 129L194 128L195 126L193 127L191 125V123L188 122V121L185 122V119L183 118V117H185V115L182 114V111H184L186 114L187 113H191V114H194V115L197 112L195 110H194L195 112L193 111V109L195 108V104L194 103L193 104L190 103L191 108H193V105H194V108L191 109L190 108V105L187 104V100L184 99V98L182 100V97L181 96H184V97L186 96L187 90H188V88H186V87H189L191 84H193L192 82H194L195 80H197L196 79L197 77L200 78V77L203 76V74L205 76L208 73L207 68L210 65H213L214 64V68H216L217 65L220 66L221 63L219 64L218 61L220 62L221 56H222V58L225 57L224 55H226V56L229 55L230 56V54H232L234 56L236 54V52H232L231 53V50H230L231 48L233 49L235 47V45L237 46V44H238V46L240 48H242L243 46H245L246 43H245V41L243 42V40H241V38L236 39V41L234 43H232V44H230V43H226V45L225 44H221L222 47L220 45L219 49L217 48L218 49L217 51L214 48L215 49L214 54L212 52H211V54H213V55L210 54L212 56V58L209 55L210 60L208 61V64L209 63H211V64H209V66H208V64L205 63V66L203 67L204 61L207 60V58L205 60H203V63L202 62L199 63V58L198 57H199V54L202 53L201 51L204 50V46H206V41L204 40L205 43L203 42L204 46L202 44V46H203V49L202 50H200L202 48L201 47V44H200V47L201 48L199 47V49H198V47L196 45L193 46L194 48L195 47L197 48V49L195 48V50L199 54L196 53L197 55L195 54V58H194V56H193L194 53H193V55H192L193 59H191L192 57L189 54V58H190L189 59L187 54H184V53L182 54V50L184 49V47L182 45V42L180 41L182 39H180V34H179V36L177 37V40L175 39V42H173L175 44L172 43V44H169L168 45V46L172 45L173 48H170V47H167V48H170V51H172V49L175 50V48L177 47L176 46V42H177L178 43V46H179V50L177 49L178 47L176 48V50H178L177 53L178 54L179 53L182 54V56L185 55V58L187 59L186 60V64H189L190 65V68H192V69L196 65H197L196 67H198V64H200L199 65V68L200 69L197 68V69L200 70V71H198V73H201L202 72V68L204 69V71H203L204 73L202 72V76H200L201 74H197L196 73L197 70H195V74L192 77L193 80H190L192 82L188 83L187 82L188 80H187L186 81L187 84H185L186 82L184 83L185 87L183 85L180 87L181 84L179 86L176 85V84H174V81L169 86V88H171L170 89L171 91L169 90V88L167 89L169 91H165V89H166L165 87L166 86L165 87L163 86L165 88V89H163V91H165L166 93L168 92V95H166L162 91V87H161L162 78L161 77H160V79L158 78L159 80L157 78H156L157 80H153V82H152L153 84L151 82L143 81L144 83L141 84V86H143V87H141V86L140 87L142 89H146V90H143L144 93H150V92H152V94H157V92L159 91V94L160 95H158V96L164 98V99H161V100L160 99L159 100H156V103L157 104L152 108V111H149V110H151V108L149 110H147L149 107H143V110L142 109L141 110H138V109L136 110L135 109V111L132 110V107H131L130 108V111L123 112V111L120 110L116 114L114 112L115 110L112 107H110L109 110H108L107 107H103V109L100 110L101 112L99 111L98 108L96 109V107H92L91 110H93V111H92V114H91L90 113V106L88 105V106L84 107V103H85L84 101L87 98H89V97H86L85 94H84V87H86V83H85V79L86 78L89 79V82L86 79V81L89 83L87 87L90 88L89 86L90 85L92 86V84H90V75L88 77H86V75H85V66H84V63H85V59H84L85 58V50H86V46L88 47V45H89L88 44L89 41L85 39L86 36L87 35L88 36H91V38H93L94 36L99 37L100 34L103 33L102 32V28H104L103 26L106 25V24H108L106 22H109V23L111 22V23L108 26H106L107 29H106V27L104 28L105 30H108V28L111 27V26L114 29H116L115 27H118V29H119L121 25H124L123 24V20H122L124 18H125L124 19V21H125L124 23H128V24L134 23V21L137 18L133 17V15L134 16H137L138 14H140V13H142L144 11L147 12V10H148L147 7L145 8L146 10L141 9V8H144L145 5L143 6V4H147V2H149L150 0L149 1H145V2H144V0H142L144 3L141 0L140 1L138 0L139 2H141L140 5L139 4L138 5L136 4L138 2L137 0H135V1L134 0L133 1L132 0H129V2L131 4L128 2V0H126V1L123 0ZM161 1H163V3L165 4V8H167V5H168V8H170V5H172V3H177L175 0H161ZM113 2L115 3V5H114ZM119 4H120V6H119ZM123 4H124V6H122V8L125 9V10H127L128 13L132 10L131 11V14L129 13L130 15L126 14L127 13L126 11L123 12V9L121 8V5H123ZM127 5H129L130 7H131V5H133L132 8H135L136 11L138 9L139 10L141 9L142 11L140 10L141 12H139L138 14H135L136 11L134 9L130 8L129 6H127ZM141 5L143 7H140ZM136 6H137L138 9L136 8ZM126 7H129L131 10L128 11L129 8L126 9ZM119 8H121V9H119ZM115 9H117V10H115ZM1 10H3V8L2 9L0 8V11ZM95 11H97L98 13H96ZM15 12H16V10H15ZM116 12L118 14H120V15H118ZM121 12L123 14L126 12L125 14H126L127 17H123L122 18ZM133 12H134V14H133ZM0 13L2 14V11ZM97 14H98V16H97ZM99 15H100V18H97V17H99ZM114 15H115V18H114ZM117 15H118V18H117ZM111 16L114 19L111 18V20H110L109 17H111ZM123 16H125V15H123ZM128 16H129V18H128ZM174 16L175 17H172V19H174V18H176L175 20H177L179 18L182 19L181 17H177L176 15H174ZM46 17H48V16H46ZM69 17H71V18H69ZM86 17L89 19V21H88V19H85ZM103 17H104V19L107 18V21H105L103 19ZM132 17L135 20H132L131 19ZM41 18H42V15H41ZM72 18H73V21H72ZM82 18L85 19V20H82ZM95 18L97 20H95ZM116 18H117V20H116ZM120 18H122V19L120 20ZM164 18H165V20H166V22L168 24L173 21L172 19H171L172 21L169 20V19H166V17H163V18L160 17L159 20L162 19L161 20V23H160V26H162L161 24H163ZM98 19H99V21H98ZM126 19H130V21H133V22H129L128 20L126 22ZM157 19L158 18L155 17L152 20H153V22H158L159 20H157ZM74 20H76V22ZM102 20H104L105 22L104 21L102 22ZM112 20H116V22L113 21L114 22L113 23ZM100 21H101V23H98ZM153 22H151V23H153ZM200 22H203L200 25H205L206 23L209 22V19L207 20V19H204L203 18ZM164 23H165V21H164ZM167 23H165V24L168 26ZM99 24L101 26V29H99V31L100 30L101 31L98 33V29H97L98 26L96 27V25H99ZM60 25H62V26H60ZM74 25L77 27V29L76 28H73ZM153 25H156V24H153ZM166 25H164L163 27L165 28ZM68 26L70 28H73V30L72 29L70 30V28ZM199 26H196L195 29L197 27L200 29L201 27H199ZM78 27H80L81 30H83L82 27L84 28L85 31H82L83 35L80 32L81 30H78ZM85 27H86V29H85ZM87 27H90L88 29V31H87ZM156 27H157V25H156ZM56 28H59L60 30L59 29H56ZM66 28H68V30ZM93 28H94V30H92ZM95 28H96L97 34L95 32H93V31H95ZM112 28L109 29V30L111 31ZM104 29H103V31H104ZM114 29L112 31H114ZM163 29H161V30L163 31ZM157 30H159V29H157ZM157 30L154 27L153 28V33L158 32ZM164 30H166V29H164ZM43 31H44V33H43ZM51 31H53L54 33L51 32ZM57 31H59V33ZM63 31L64 32L66 31V32L64 33ZM91 31H92L93 35H89V34H91ZM151 31L152 30H150V32ZM77 32H79V34L81 36ZM86 32H90V33H87L86 34ZM169 32H171V30H169L167 33L170 34ZM193 32L194 31H192V34H193ZM52 33H53V37H52ZM44 34H46V35L43 36ZM72 34H75V36L72 35ZM182 34H183V39H184V33H182ZM47 35H49V36L47 37ZM64 35H65V37L67 35L70 36V38L73 39V41H74V37H75V39H77L78 42L74 41L75 43L73 44V43H71V39L70 38H67V37H66L67 38L66 39L65 37H63ZM188 35L189 34H185V39L182 40L183 43H184V41H186ZM50 36L52 37V39L54 38V40H52ZM60 36H61L62 40L64 38V39H66V41L68 40L69 43H68V41L67 42L65 41V43H64V40H63V43H62L61 42L62 40H61ZM71 36H73V37H71ZM164 36H165V34H164ZM37 37H40V39H41V37H43V38L46 37L47 39L44 38V44H43V40H42L43 38H42L41 41H40V43L42 42V44H38L37 42L40 39L38 41L37 40L36 41L33 40V39H37ZM100 38H101V36H100ZM164 39H162V41H161L162 42V45H163V43L165 45L166 44V41H167V44L168 43H171V41L170 40H167V38L164 37ZM200 39L201 38H199V41H200ZM55 40L58 41V42H56ZM59 40H61V41H59ZM157 40L159 41L160 39H157ZM202 40H203V38L201 39V43H202ZM32 42H36L35 43L36 45H34V43H32ZM53 42H55L57 44L55 45ZM180 42H181V45H180ZM67 43H68V45H67ZM53 44L55 45L54 47H53ZM159 44H160V42H159ZM228 44H229V46H228ZM129 46H130V42L128 44H126V46L124 48H122L121 50L119 49V51H121V53H124L125 52L124 55H126V54L129 55L130 53H127V51H128L127 49H130ZM166 46H165V49H164V47H162L164 50L160 47L161 49H159V51H160L159 53H161L162 50H163V52H165ZM193 47H190L189 50L188 49L187 50L185 49V50H183V52H186V53L188 51L190 52L191 49H192L191 51H194V48ZM227 47H228V49H227ZM21 48H23V46L20 45V43H17V45L14 46L13 51L15 52L17 50H20ZM37 48H39V49H37ZM137 49H138V47H137ZM180 49H182L181 52H179ZM36 50H38V51H36ZM119 51H118V49H116L115 52H114V54H112V56L110 58V67H112V64H113V67L116 66L119 69H121L124 66V65L121 66L124 63H123V61L120 62L119 57L122 56V55H121V53ZM136 51L137 50L134 47L133 50L131 51L132 52L131 55H133V53H135V54L138 55V53L140 51H137V52ZM209 51H211V50H209ZM41 52L46 53L45 51H41ZM166 52H167V55L170 53L167 50H166ZM166 52H165V54H166ZM205 52L208 53L207 51H205ZM118 53L120 54L119 57H118ZM176 54H174L173 51H172L170 53V55L167 56V60H166L165 59V55L162 54L164 56L163 57L164 59H163V58L160 57V54H158V52H157V55H159V57H157V55H155V58L153 60V62H154L153 63V66L152 65L149 66L150 65L149 62H148L149 64L147 63V65L145 63V66L144 67H146V68H144L143 66H140L138 68L136 67L137 68V72H136V68H135V71H133V67H132V69H130V70H132V72L130 70L127 72V70L129 68V65L131 64V62L129 63V59H128L130 55L129 56L126 55V57H128L127 58L128 61H127L126 58H124V59H125V61L128 62L127 66L125 67V69H127V70L126 71L123 70V72H124V77H127V78L118 77L117 75L116 76L118 78L116 76H115L116 77L115 78L114 75H115V71H116L117 68L116 69H113V67H112L111 70L114 72V75H113V77H112V74H111V77H110V75L108 76V82H107V84L110 83V82L111 83L113 82L114 83V86H116L117 85L116 83H118V85L120 83V85H119L120 87L118 85L116 87L117 89H120V91L122 89L132 90L133 91L135 89V87L138 86V84L137 83H133L130 80L131 79L130 78V72L132 74L133 73L135 74V73H138V72H142L143 71L145 74H147L151 70L150 72H152V73H149V74L155 75V72H156V74L157 73H160L161 70H162V68L165 67L166 65H169V64L171 65V61H172V65L173 64L175 65V64H178V61H182L183 60V59H179ZM232 55L230 57H232ZM20 56H21V58H20ZM29 56L31 57V59L28 58ZM171 56H172V59L173 60L171 59ZM182 56H181V58H182ZM39 57H40V60L38 59ZM117 57H118V60H119V64L122 63V64H120V66L117 65L118 64ZM175 57L177 59L176 60V63H174L175 62L174 61L175 60L174 59ZM196 57L198 58V60L196 59ZM158 58H160L159 59L160 61L163 60L162 61L163 63L160 62V65L163 64V67L160 66V65H157V70H159V72L155 69L156 64H159ZM83 59H84V62H83ZM132 59H133V57H132ZM132 59H131V61H132ZM121 60H122V58H121ZM195 60H196V62H195ZM42 61H44V59ZM169 61H170V63L167 64ZM200 61H202V60H200ZM213 61H214V63H213ZM2 62H4V63H2ZM165 62H166V65H165ZM132 63H133V61H132ZM192 63L195 64V66L192 65ZM215 63L216 64L218 63V64L215 66ZM201 65H202V68H201ZM147 66H149V67H147ZM218 66H217V68H218ZM1 68H4V71ZM8 68H9V70L11 69V71H9ZM147 68L150 69V70H148ZM159 68H161V69H159ZM210 68H213V66H211ZM17 69H15V70L17 71ZM122 69H124V67ZM146 69L148 70L147 73H146V71H147ZM153 69L155 70V72L152 71ZM14 71H12V73H14ZM44 73H43V75H44ZM237 74L240 75V76L243 75V74H239V73H237ZM1 75H2V73L0 74V76ZM13 77L15 78V76H13ZM49 77H51V78H49ZM143 77H145V75ZM155 77H156V75H155ZM14 78L12 79L11 82H14ZM52 78H53V80H51ZM44 79H46V73L44 75ZM94 80L92 81L93 84L95 83ZM156 81L157 82L160 81V83H159L160 85ZM223 81L224 80H222V82ZM42 82H44V83H42ZM222 82H221V84H222ZM98 83H99V81H98ZM163 83H164V80H163ZM163 83H162V85H163ZM173 84L175 86H177L178 89L177 88H175V90L172 89ZM188 84H189V86H188ZM12 85H13L14 89L16 88L15 90L12 89L13 88ZM37 85H38V87H37ZM95 85L99 86L98 84H95ZM40 89H42V90L44 89L43 92H41L42 90H40ZM7 90H9V91H7ZM153 90H157V91L154 92ZM185 91H186V93H185ZM36 92L39 93V94H37ZM4 93H6V94H4ZM164 94H165L166 97L164 96ZM179 94H180V96H179ZM19 95H21V96H19ZM41 96H43V97H41ZM178 96L181 97V98H178ZM30 97H32V98H30ZM171 97H172V99H170ZM21 98L24 99V102L26 101L25 102L26 104L23 102L25 104V106H23V105L22 106L17 105V104H21V102H22ZM26 98H28V102H27V99ZM36 98L37 99L39 98V99L37 100ZM209 98H210V103L208 101ZM252 98H254V95H253ZM32 99H35L34 100V102H35L34 105L31 102ZM165 99H167L166 100L167 103L165 102V104L163 106L162 100L164 102ZM168 99L171 101L170 103H169V100ZM175 99H176V101H175ZM29 100H31V101H29ZM39 100H40V102L41 101L43 102V103H41V107L40 106H37V104H36L37 101H38V105H40L39 104ZM179 100H180V102H179ZM205 100H206V105L204 104L205 103ZM214 100H216V102H215V105L217 103L216 106L213 104L214 103ZM202 101H203V104H202ZM29 102H31L32 104L30 105ZM177 103H178V105H177ZM27 104H29L32 107H30ZM167 104H168V107H167ZM172 104L175 105L174 106L175 108H178L179 107V109H181L182 111H181V113H179V109L176 110L174 108V110H176V111H174V113H172V115L174 114L173 116H170V117H172V120H170L171 118H169V120L167 119V122L164 125L163 122L160 121L161 118H163V117L159 118V114H161V112H162L161 110H166V109L170 108V106L172 107L173 106ZM186 104H187V106H186ZM211 104L213 106H211ZM176 105H177V107H176ZM4 106H5V109H4ZM27 106H29V107H27ZM206 106H207V108H206ZM155 107H156V110L154 109ZM188 107H189V109H188ZM196 107H197V105H196ZM1 108H3V110ZM28 108H30L31 110L28 109ZM157 108H159V109H157ZM247 109L249 110V108H247ZM22 110L24 111V113H23ZM38 110L41 111L39 113L37 112L38 115L39 114L41 115L42 112L45 110L43 112V114L46 115L47 112H48L50 114L49 115L50 116V119H52V121L50 123V126L52 125L51 128L53 129V136H52L50 150H47L48 149V145H47V142H46L45 138L40 139V137L34 133V130L35 129H32V128L28 129L27 128V124L28 123L24 126V128L27 131L25 135L26 136L28 134L31 135L30 138L27 139L28 140V145L25 146V148H23V149H18L16 147L8 148L11 145L16 144V143H18V145H19L18 147L19 148H22V146L20 144V140H17L16 137H13V135L11 133H14L16 130H18L20 132L22 131V129L24 130V128H21V127H20V130L17 129V127L20 126L18 123H21L20 117H22L25 114H27V115L28 114H31V113L32 114L33 113L36 114V111H38ZM96 110H97V112H96ZM190 110H191V112H190ZM9 112H10V115L7 114ZM12 112H15V113L19 112V113H17L18 115L17 114L14 115ZM51 113L53 114V116H51ZM112 113H113V115H112ZM151 114H152V117H151ZM209 114H211V112ZM178 115L180 117L182 115H184L182 117L184 120H182V118H181L182 121L179 120L180 117ZM5 116H6V120H5ZM175 116H176V118H175ZM205 116H206V119H205ZM214 116H218V115L216 114ZM142 117L145 118L144 120L146 121V123H147V121H148V123L150 121V124L147 125L148 127L147 126L145 127L147 129V130H145V132H143L145 128L144 127H141L137 123V122H139L140 119H143ZM147 117H148V119H147ZM155 117H156V120H155L156 122L154 121V119L153 120L151 119V118H155ZM174 118H175V121H177V124H176V122L174 123V121H173ZM177 118H178V120H177ZM129 119L135 122V124L133 123L134 126L131 124V126L129 125V127L122 129V127H121L122 124L121 123L122 122L125 123V121L126 120H129ZM157 120L160 122V123L158 122L159 124L157 123ZM164 120L166 121V119H163V121ZM153 121H154L155 125H153L154 124ZM169 121H172V123L174 124V126ZM151 122L153 123L152 125H151ZM168 122L170 123V126L172 125L171 127L169 125L167 126V123ZM179 122L182 123V124L180 125ZM156 123H157V126H156ZM178 124L180 126H178ZM189 124H190V127H189ZM151 126H152L153 129L151 128ZM186 126L188 127V129L191 128V127H192V129L188 130ZM173 128L175 130H173ZM224 129L225 128H222V131ZM125 130L127 131L126 133H128V134L125 133ZM214 130H215V132H214ZM218 130H219V132H218ZM18 131H16L15 133L18 134ZM122 131H123V134H122ZM136 132H138V133H136ZM193 132H195V133H193ZM210 132H211V134H210ZM244 132H247L248 133L249 131L245 130ZM219 133H221V136H220ZM247 133H246V135H247ZM22 134H23V131H22ZM238 134L239 133L235 134L234 135V138H238V137L241 136V135L238 136ZM194 136L196 138H193ZM220 137H222L221 140H224V141H221L220 140ZM161 140L163 141V143H162ZM24 141H26V140H24ZM156 141H157V143H159V141H161V143H159V145H157L155 143ZM168 141H170V142H168ZM188 141H190L192 143L191 144H186L185 142L190 143ZM209 142H211V143L213 142L212 145L210 146L211 148L208 147L210 145ZM123 146L125 148H123ZM187 146L189 148H187ZM197 148L200 149V150L199 151L198 150L196 151ZM204 148H205L206 151L204 150ZM165 149L168 152H166ZM187 149L189 151H187ZM22 150H24L25 152H22ZM202 150H203V153L201 152ZM143 151H145V152H143ZM196 152H197V154L200 152L201 155L199 153V156H196V158L194 157V155L191 156V154H195L196 155ZM177 153H179V154H177ZM186 153H189L190 155L189 154H186ZM153 154H155L156 156H160L161 154H167V155L169 154V157L171 155L173 156V158L176 157L174 159L172 158V156L170 158L168 157V161L172 162V160H173V162H172L173 164L171 165V167L172 166L173 167L174 166H177V168L174 167V170H173L172 173L178 174V177L176 176V174L175 175L174 174L172 175V179H173L172 183H173V185H176V183H177V185L176 186L171 185V188L172 187L173 188L174 187H177L179 184H181V181L183 179L184 180L182 181V183H184V181L186 179V182H185L186 183V187L182 184L185 187V190L182 191V192H184V194L176 195V194L180 193L179 191H181L182 188L184 189L183 186L181 187V185H179L181 187V190L178 187L179 188L178 191H177L178 188H176L177 193L175 194L176 196H174V193L175 192H173V191L175 189L174 190L172 189V191H171V188H170V191L168 192L169 188H167V184L169 183V181H167V183H166V181H165V183H155L154 181H150V179H148L146 177L148 174L145 173V172H147V171H144V173L141 172L140 168L138 167L139 166V163L141 162V161H139V159L142 158V160H143L144 157L146 159L147 157H151V156L152 157H156ZM179 155L180 156L182 155L181 156V159H183V160L180 159V156ZM177 158H179V159H177ZM128 161H129V163H127ZM179 162H181L180 165L182 166V168H181V166H179ZM34 163H40V165L42 166L38 172L31 171V168H32L31 165L34 164ZM182 163H184V165H182ZM178 167H179V172H178ZM186 167H187L188 170L186 169ZM180 168H181L182 171H180ZM183 168H185V170H183ZM224 168H223V170H224ZM111 170H112V172H111ZM136 171H137V173H136ZM183 171H186V173L185 172L183 173ZM49 172L50 173L52 172L53 191L50 194L51 197L49 195V197L46 196L47 197L46 198L42 194V192H43V187L42 186H45V183H46L45 178L47 177V175H48ZM250 172H251V170L250 171H247L246 173L248 175L246 174L245 177H242V176H244L245 172H244V174L242 176L240 175V178H238L239 179L238 180V184H240V181H242V180L245 181V179H247V180H248V178L250 179V174H251ZM180 173L181 174L183 173L185 175L188 174V175L184 176L182 174L184 176L183 177ZM174 176H175L176 180L173 178ZM179 176H181V177H179ZM187 176H188V179H187ZM35 177L37 178L36 181L34 180ZM32 181H34V183L38 181L36 184H37V186H40V188H36L37 187L36 184L33 185V187H32L31 186L32 183H33ZM170 181H171V178H170ZM169 184H171V182ZM164 185H165V187H164ZM31 187L34 190H32ZM163 188H165V189L167 188L168 189V190L166 189L167 192ZM20 189H21V191H20ZM38 189L39 190L41 189L40 192L38 191ZM188 189H189V193L187 194ZM126 191H127V193L129 192V194H130L129 196L126 193ZM26 192H28L29 194L27 195ZM32 192H34V194H32ZM36 192H38V193H36ZM131 192H134V195L135 194L136 195L135 196L134 195H131L132 194ZM193 192H195V193H193ZM191 193H192V195H190ZM197 193H199V194H197ZM110 194L114 195L115 197L113 196V199L111 201L110 200L108 201V199L111 197ZM122 194H127V197H129L132 200V202H131V200H129V202H128V199L129 198L123 197ZM143 194L144 195L147 194V195L143 197ZM171 194H173V195H171ZM106 195L108 197L109 196L110 197L108 198ZM120 196H121L120 199L122 201H119V202H118V200L117 201H114V200H116L117 197L119 198ZM130 196H132V197L134 196V198H132ZM158 197H161L162 200H161V198L159 199ZM150 198L153 199V200L151 201ZM135 199L137 200V203L136 202L134 203V201H136ZM142 201L144 203V208H143ZM61 202L65 203V204H63ZM81 202H82V204H81ZM88 202L91 204V206L89 205ZM138 202H140V203H138ZM145 202H146V204H145ZM84 203L86 205H84ZM95 203H98L99 205H97ZM127 203L128 204L130 203V204L127 206ZM68 204H70V205H68ZM122 204H123V206H122ZM131 204H132V206H131ZM137 204H139V205L137 206ZM87 205H89V206L87 207ZM93 205H94V207H97V208L94 209ZM71 206H73V207H71ZM133 206H134V209H133ZM139 206H142V207H139ZM126 207H128V208L130 207L131 210L129 209L130 210L129 211L128 208H126ZM98 208H99V210H97ZM151 209H153V208H151ZM167 210L165 212H167ZM117 212H119V213H117ZM131 212L133 214H136V215L131 216ZM115 213H117V214L115 215ZM99 214H101V216H99ZM84 216H85V219H84ZM78 217L83 218L82 221ZM100 217H103V219L101 218L102 220H100ZM77 218L79 220H77ZM97 219L100 220V221H98ZM142 219H143V217H142ZM150 219H152V218L149 217V218H146L145 219L147 221L146 224L149 223L151 225L150 226L148 224L147 226L149 228H154L157 225L156 228H158V224H157L158 222L155 221V220H153V219L150 221ZM139 220L140 219L138 218V222H139ZM27 221L29 223H32L33 222L32 223L33 225L32 224H27L29 227L28 226L25 227ZM73 221L76 224H74ZM49 222H50L51 225L48 224ZM23 223H25V224H23ZM84 223H86L85 226H84ZM47 224L50 225V227L47 226ZM86 225L88 226L87 228H86ZM81 226L83 228H81ZM97 227L100 230L99 225ZM71 228H72V230H71ZM98 228L96 230H92V231L96 233V232H98ZM22 229H23V231H22ZM59 230L60 231L62 230V232H60ZM21 233H23V234H21ZM55 233H56V236H55ZM66 233H68L69 235H67ZM71 234L73 235V237H72ZM70 235L72 237L71 239H70ZM75 235H76V239L74 238ZM138 236L140 237V233H138ZM56 237H59V240L58 241H60L59 242L60 245L57 248H59L60 251L58 252V250H56V249L53 250V251H56L57 254L54 253V252H51L52 250L49 251L48 241H46L47 238H50V240H52V241L57 240ZM77 238H78V240H77ZM69 239H70V241L73 240V242L72 241L70 242ZM83 239H86V240L89 239V241L84 240V242L86 241L84 243L83 242ZM118 239L120 241H122L121 242L122 244L120 242H118L119 241ZM80 240H81V242L79 244H77ZM90 240H91V242H90ZM112 240L113 241L115 240V242L116 243L118 242V245L120 244L121 246H115L114 247L112 245V243H114V245H115V242H113ZM109 241L110 242L112 241V242L109 243ZM133 241L135 242L134 244L136 246L133 244ZM65 242H67V243H65ZM74 242H76V243H74ZM130 243H131V246L132 247L130 246ZM93 245H94V247H96V246L97 247L96 248H93ZM60 246L61 247L63 246V247L60 248ZM73 247H74V249H73ZM105 247L108 248V250H109L108 252L109 253L108 252L105 253V251L107 250V249H105ZM120 247H122L124 250L122 248H120ZM125 247H126L127 253H128V250L130 248H133L134 251L135 250L137 251V255H136V251L135 252L133 251L134 253L130 252L129 254H127L125 252L126 251L125 250ZM101 250H102V252H101ZM80 251L82 253H80ZM85 253H86V256H85ZM92 253H94V254H92ZM98 253L100 254V256H99ZM48 254H50V255H48ZM125 254H127V255H125ZM54 255H55V257L58 255L57 258H55ZM64 255H66V256H64ZM69 255L71 257H69ZM59 256H62L63 259L61 257H59ZM87 256L89 257V259H88ZM103 257H105V258H103ZM68 258H71L72 259V261H71L72 263H69L70 260ZM82 258H83V260H82ZM54 259H58V260H54ZM85 259H87V260H85ZM93 260H95V261L93 262ZM78 261H79V263H78ZM102 261H101V263H102ZM145 261L148 262V263L146 262V264H151V263L154 264V262L152 261V259L147 258ZM150 261H151V263H150ZM130 262H131L130 264H132L133 261L131 260ZM62 263H60V264H62ZM85 264H89V263H85ZM133 264H136V263L133 262Z\"/></svg>",
	"mask_w": 264,
	"mask_h": 264
}]
</instances>
